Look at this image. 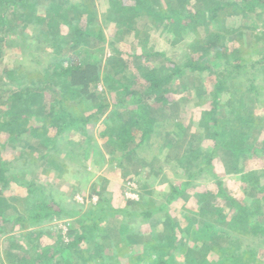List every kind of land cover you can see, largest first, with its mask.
<instances>
[{
  "label": "rangeland",
  "instance_id": "rangeland-1",
  "mask_svg": "<svg viewBox=\"0 0 264 264\" xmlns=\"http://www.w3.org/2000/svg\"><path fill=\"white\" fill-rule=\"evenodd\" d=\"M49 1L30 0L31 3L36 2L38 4H48ZM120 1L124 4L133 3L130 0ZM188 1L190 2L188 7L190 6L193 12L200 6L201 0ZM218 1L224 2L226 0ZM60 3L67 10L70 6H76L80 9L87 7L84 17L78 21V24L84 30L89 28L96 31L101 28L104 32V41L99 42L94 37L95 35H91L89 45H87L89 48L84 47V49L79 50L80 56L87 58V64H97L98 62L97 65L101 72L114 73L117 76L116 79L123 82L130 81L137 89H141L147 84L139 74L146 70L166 69L173 64L170 60L177 63L183 62L190 53L189 47L197 40L203 42L206 37L205 28L202 25L193 27L194 32L190 31L186 35L174 36L164 23L157 20L155 22L154 18L147 15H142L135 21L134 18L130 20L133 21L130 24L132 25L131 28L123 24L118 26L119 22H114L112 19L117 18L118 13L109 0H60ZM166 9L168 11V8ZM16 11L19 13L14 16ZM26 11V6L23 4L15 9L11 8L9 12L10 18H14L12 21L14 29H11L10 33L4 36V40H0V85L10 89L16 88L20 83L19 80L24 81L22 86H26V84L36 86L34 81L39 83L41 87L45 86L46 83L55 84L58 87L57 93L54 94L50 91V94L45 97L48 98V103L57 105V100H60L63 92L62 85L58 86L57 84V72H60L61 68L62 70L67 68L75 59L72 62L69 58L74 52L66 55L57 53L56 42L53 41L57 37H54L55 35L51 30L53 29L57 34L55 27H58L60 32L68 33L70 26L62 22L51 29L43 20L42 23L41 20H36V15L42 14L40 8L34 17L31 14V18L29 17L31 21L27 19L28 15L25 17ZM221 13V19L225 18L224 21L227 26L222 32L224 35L222 36V46L219 45L216 48L236 49L235 46L238 44L249 57V65H252L254 60L259 62L257 71L249 67L248 70L252 74L249 76L246 74L239 75L237 81L234 80V82H240L242 85L245 82L248 84V81L252 79L264 92V4L248 5L241 2L239 6ZM86 18H93V23L88 26ZM32 20H36L37 25ZM189 20H184V23L181 24L184 25ZM168 23L172 24L173 22L168 21ZM217 27L218 23L211 21L210 30ZM236 28L239 31L230 35V30ZM49 32L52 34L49 36L53 37L47 40L44 36H48ZM237 36L243 37L237 40ZM158 51L162 53L140 57L143 53L154 54ZM221 53L225 56L224 62L225 60L234 61L235 55L227 56L223 51ZM211 57L215 58L213 55ZM258 58L261 60L259 61ZM171 69L168 68V71ZM135 75L139 76L140 79L134 78L135 80L131 81L130 78ZM216 76V72H205L200 75L186 72L180 80L174 78L173 91L170 93L172 102L169 105L172 110H169L168 114L164 110L157 111L162 109L158 103L148 102L152 103L154 108L152 110L154 117L151 118L157 119L159 124L156 126V134L150 140L153 139L152 144L158 146V154L164 160V166L171 167L170 176L173 177V182L177 183L179 187L188 180L186 171L181 173L180 168L188 158L187 154L192 148L190 141L194 140L192 132L195 131V122L200 123L203 117H206L203 111L213 107V99L210 94L215 90ZM191 81H195V84H192ZM92 89L96 92L97 98H86L91 99V101L101 99L112 104V107L107 110L102 120L96 124L87 125V134L71 130L59 137L52 130L49 131L48 135L51 137L47 139L42 138L43 135L36 137L33 126H43L45 122L36 121V117L33 116L28 123L30 129L21 132L16 141H11L9 132L3 127L0 128V168L3 163L11 164L8 174L15 172L23 180V183H19L13 179L11 174L8 177L7 187L0 186V210L14 217L7 222L2 221L0 217V264H35L34 258L44 248L52 249L48 254H54L50 264H143L140 262L142 255L152 259L156 256L152 254L150 248V250L147 249L148 252H151L148 257L146 250H144L146 244L153 241L156 236L164 238L169 234L171 237L168 238L169 240L163 250L176 254L175 257L178 256V260L173 264H183L186 254L193 253L199 258L203 253H207L208 250L202 245L204 241L189 239L184 228L187 224L186 214L193 217L195 220L193 224L199 226H203L209 220L216 221L215 204L217 202L225 204V201L218 194L216 196L213 194L217 189L215 179L209 174L207 177L192 179L189 189V192L193 193L192 196L197 190H205L207 194L210 193L208 196L210 202L214 198L216 199L213 204L215 206H212V203L209 204L212 207L208 210L211 214L203 215L205 211L197 195L195 194L194 197L191 196L188 199L189 192L187 190L182 195L188 199L187 202L180 198L171 201L169 203L171 212L169 215L166 212L157 211L148 219L141 214L135 217L133 212L137 209V204H141L143 201L157 205L167 202V193L171 190L170 185L172 183L169 185L148 184L149 177H146V170L143 167L147 168L149 165L142 163L148 162L157 155V152L142 149L139 151L140 153H127L125 151L127 154L122 152L117 155L110 154V150L112 151L114 148L111 147L107 138L100 136V128H102V124H105L106 120L104 119L110 116V110L116 106V101L120 100L121 96L114 89H108L103 80H100ZM232 89L236 88L233 86ZM225 94V96L221 94L220 99L229 96L228 93ZM204 95L207 96L206 101L201 103ZM2 101L4 99L0 100V112L6 109V106L1 105ZM65 101L69 106L74 103V101L71 103L70 100ZM242 102L246 106V110L254 109L258 118L253 121L252 127L246 129V139H242V146H246L253 138L254 148L250 151L251 153L246 155L247 159L241 157L240 163L247 161L248 165L252 164V170L261 169L264 165V151H262L264 148V95H260L258 102L253 97L243 99ZM49 109L48 111H50ZM227 110L228 106L224 105L218 111L219 120L225 118V115L228 117ZM192 115H195L196 118ZM178 116L182 120L174 121ZM196 119H200V121H196ZM0 121L3 123L4 119L2 118ZM227 123L224 125L223 122L221 125H224V129L230 130ZM205 137L206 133H203V139ZM203 139H199V141ZM228 139L225 134L219 138L220 142L223 141L224 143L229 142ZM87 141L90 143L88 144ZM204 141L205 145L208 144L209 146L210 140ZM199 143H201L200 146L203 150L204 147H207L202 144L203 142ZM219 149L220 147L216 151ZM99 151L103 152L104 162L102 169L97 172L94 170L90 159L92 156H97ZM159 157H156L157 160ZM251 160H253L252 163ZM100 162L99 159L96 164L101 165ZM195 170L197 169L193 168L192 171ZM155 173L160 172L155 171ZM261 182L264 183V178L261 179ZM202 184L205 185L202 187ZM257 185L259 186V184ZM133 186L134 188H132ZM226 187L231 190L228 186ZM255 187L256 185H253L251 189L250 187L244 189L245 187L242 188V182H240L236 188L239 191L236 193L237 195H233L232 192L229 193L238 198V203L245 202L251 208L250 223H258L263 227L264 194L259 197V190ZM129 193L135 194L134 199L137 202L131 201L132 198L128 197ZM257 198H260V204L256 202ZM203 204L207 205L206 202ZM34 205L41 206L42 210H49L52 213L51 216L40 220L38 223L27 222L28 210ZM16 216H23L24 219L18 221ZM168 219L180 224L182 230L178 227L177 231L174 230L169 233ZM230 224L232 222L229 219H224L218 224L225 229V232L224 234H216L212 243L214 249L208 254L211 259H217V254L214 252L216 249L226 247L229 238L227 229ZM243 224L241 221L237 228L244 230ZM92 227L96 229L93 240L90 239L89 235L84 237L77 247L70 245L76 239L75 234L92 229ZM129 235H135L136 239L131 242L128 241ZM198 235L195 234V236ZM237 236L241 237L240 239L247 248L261 247L260 253L264 260V239L239 234ZM174 241L177 244V249L171 251L170 243ZM155 242L156 240L152 243ZM200 245L203 246L202 254L195 252V250H200L197 248ZM58 248H63V252L67 254L68 258L63 257L60 253L61 249L57 250ZM166 257L168 258V256Z\"/></svg>",
  "mask_w": 264,
  "mask_h": 264
},
{
  "label": "trees",
  "instance_id": "trees-1",
  "mask_svg": "<svg viewBox=\"0 0 264 264\" xmlns=\"http://www.w3.org/2000/svg\"><path fill=\"white\" fill-rule=\"evenodd\" d=\"M109 1L118 13L117 18H112L114 22H119L118 26L123 24L127 25L128 28H131L132 25L130 24H132L133 21L130 20H133L134 18L135 21V19L140 16L147 15L154 18L155 22L157 20L158 22L164 23L174 36L186 35L190 31L194 32L195 27L202 25L205 28L204 34L206 37L203 42L197 40V42L189 47L190 53L186 56L183 62L179 61L180 63H177L170 60V62L173 63L172 66L168 67L172 68L170 71H168V68L155 69L156 71L146 70L139 74L141 79L147 84L141 89H137L134 87L133 83H130V81L123 82L116 79L117 76L114 73L101 72L97 65L98 62L97 64H87V58L85 59L80 56V49H84V47L89 48L87 45H89V39L92 37L91 35H95L94 37L99 42L105 40L104 32L101 28H98L96 31L89 28L84 30V28L78 24V21L84 17L87 7L80 9L76 6H70L67 10V8L60 3V0H50L48 4H38L36 2H33V4L30 0H0L1 41L4 40V36H7L10 33L11 29H14V26H12L14 18L12 19L9 16L11 8L15 9L24 4L27 9L25 17L28 15L27 19L30 21L31 14L34 17V14L36 15L40 8L42 14L39 16L36 15L37 21L41 20L40 22L42 23L43 20L51 29L62 22L67 23V25L70 26V31L68 33L60 32L61 30H59L58 27H55L57 34L53 29H48L54 33V37H57L53 40L56 42L55 47L57 53H64L66 55L67 53L74 52L69 58L72 62L75 59V61L67 68H64L63 70L61 68V71L57 72V84L58 86L62 85L61 88L63 91L62 97H59L60 100H57V105L51 104L50 102L48 103L49 100L47 101L48 98L46 99L47 95L50 94V91L54 94L57 93L58 87L55 84L46 83L45 86L41 87L39 86V83L34 81L35 84H37L36 86L29 84L22 86L24 81L19 80L20 83H18V87L16 88L10 89L0 85V100L4 99L1 105L6 106V109L1 110L0 112V119H4L3 123L0 121V123H2L0 124V128L2 129L3 127L9 132V138L11 141H16L17 136H19L21 132H26L30 129L28 123L33 116L36 117V121L45 122L43 126H33V132L36 137L43 135L42 138L45 137L44 139H47L48 137H51L48 135L49 131L52 130H54L59 137L71 130L80 131L81 134H87V125L91 123L96 124L99 120H102L106 115L107 110L112 107V104L102 101L101 99L99 101H91V99L97 98V94L92 87L96 86L100 80H103L108 89H114L117 94H120L121 99L117 100L115 104L116 106L110 110V116L104 119L106 122L105 124H102L103 126L100 128V136L102 138H107L111 147L114 148V150L111 151L112 154H116L117 152L124 153V151L132 153L135 152L133 150L134 146H148L150 139L156 134V126L159 125L157 119L151 118L154 117L152 113L154 108L152 103L150 104L148 102L153 101L158 103L162 109L157 111L161 112L164 110L165 112V109L169 107L171 104L170 102H172L170 99V93L173 91L172 83L174 78L180 80L186 72H191L194 75H200L205 72H216L217 84L215 85V90L210 94L213 99V107L209 110L203 111L206 117H203L198 125L200 131L206 133L205 139L212 141V148H207L208 144H206V150H203L200 146L201 143H199L202 142L199 141V139L202 138L200 137V133L196 135L197 137L192 135L194 138V140L190 141L192 148H190L189 154H187L188 158L183 164V167L188 170L189 179L186 180V182H183L181 187L171 185V193L168 196L167 202L157 205L155 203L150 204V202L143 201L142 204H137V209L133 212L135 217H138L141 214L146 219L150 218L153 213L157 211L166 212L167 215H169L171 213L169 203L177 198L183 197L182 195L186 192L188 187H191V180L202 174L204 171H212L211 167L213 159L215 155H217V148L224 147L225 149L232 150L233 152L231 154L234 159L239 161L241 157L247 159L246 155L251 153L250 151L254 148L255 144L253 138H251L252 140L248 143L249 145L246 146H242V139H246V129L252 127L253 121L258 117H256L254 109L250 111L246 110V106L242 100L253 97L254 100L256 99V102H258L260 95H264V92H262L260 87H258V84H256V82L254 83L252 79L248 81V84L245 82V84L243 83L242 85L240 82H234V80L237 81L239 75H251L252 73L248 70L249 67L257 71V65L259 62L254 60L252 65H249V57L243 52L241 45L237 44V46H235L236 49L230 50L225 47H216L219 45L222 46V36H224L222 32L225 30V26H227L224 21L225 18L223 20L221 19V12L237 7L241 2L247 3L248 5L256 3L262 5L264 4V0H226L224 2L218 0H201L200 6H198L196 10H193V12L190 6L188 7L190 4L188 0H130L133 1V3L129 4H124L120 0ZM166 8H168V11H166ZM17 13L19 12L16 11L14 16ZM70 15L71 18H69ZM36 20H32L35 25H37V22H35ZM184 20H189V22L182 25L181 23H184ZM86 21L89 26L94 20L93 18H86ZM168 21H172L173 23L169 24ZM211 21L218 23V27L214 28V30H210L209 28ZM43 30L42 32L47 35ZM238 31V28H236L235 30H230L229 34L231 35ZM49 35L52 34L49 32L48 36L44 37L47 40H50L53 36ZM40 36L42 35L40 34ZM242 37L243 36H237L236 39L240 40ZM222 51L225 52L224 54L227 56L235 55L234 61L225 60L224 62L225 56L222 55ZM161 53L162 52H159L158 54ZM194 53H196V55H193ZM143 54L140 57L152 56L156 53L153 54L149 52L148 54ZM212 55L215 57L214 59L211 57ZM260 58H258L259 61L261 60ZM115 68L117 69V67ZM11 76H13V74H11ZM139 76H132L130 80L133 81L136 78L140 79ZM191 82L192 84H195V81ZM233 86L236 89L233 90ZM225 93H228L229 96L220 99L221 94L225 96ZM86 97H90L91 99ZM203 98L204 99L201 100V103L206 101L207 96L204 95ZM65 100H70L71 103L74 101V103L69 106ZM197 104L199 105V102H197ZM224 105L228 106V117L225 115V118L219 120V115H217V113ZM48 108H50V111H48ZM223 122L224 125L229 122L227 123V126L230 130L223 128L224 125H221ZM224 134L229 138L228 141L230 143H224L223 141L220 142L219 138ZM87 143L89 144L90 141H87ZM262 151H264V148H262ZM200 164L204 167L196 173L192 171L193 168L195 169ZM10 167L11 164L9 163H3L1 166L0 186L3 185V187H7L6 184L8 182V177L11 174L15 181L23 183V180H21L19 175L15 172L8 174ZM242 171H244V169L240 172ZM261 176L264 177V168L255 169L246 173L244 178L248 179V184L244 189H247L248 187L251 189L253 185H256L255 189L259 190V197L262 196L264 194V183L261 182ZM256 183L259 184V186ZM216 185L218 188L217 193L221 199H224L225 204H219L217 202L215 206L213 205L214 200L212 202L209 201L210 199L208 198L207 193H197V198L206 212H204L203 215L211 214L208 211L212 208L209 206L210 203H212V206L216 207V221L212 222L209 220L206 221L203 226H199L198 224H193L195 221L193 217L186 214L187 224L184 228V232L189 239L193 241H204L202 245L206 247L208 252L203 253L199 258L198 256L193 255V253L186 254L183 264H264V260L260 253L262 248L259 246L247 248L240 239L241 237L237 236V234H239L264 239V224L262 225L263 227H261L258 223H250L249 218L251 216L250 212L252 211L250 210L251 208L248 207V204L245 202L238 203V198L229 193L231 190L227 189L222 180H217ZM204 202H206L207 205H204ZM256 202L260 204V198H257ZM41 208L42 207L39 205H34L30 208L28 210L29 214L27 215V222L31 221L33 223H38L40 220L51 216L52 213L49 212V210H42ZM226 208L227 210H225ZM23 211L25 212V210ZM213 213L212 210V214ZM0 217L4 222L10 221L14 218L1 210ZM16 218L18 221L24 219L23 216H16ZM224 219H229L232 222L227 229V231H229L228 243L226 247H223L222 249L218 248L214 251L217 254V259H211L208 254L214 249L212 243L214 238H216V234H224L225 232L224 228L218 226V224L221 221H224ZM168 220L169 233H172L174 230L177 231L178 227L182 230L180 224H176L172 219ZM241 221L244 223V230L237 228V225L240 224ZM258 227L260 228L257 229ZM95 230L96 229L92 227V229L75 234L74 236L76 239H74L70 245L77 247L79 242L89 235L90 239L93 240L95 238ZM195 234L199 235L195 236ZM135 237V235H129L128 241H133L136 239ZM169 237H171L170 234L166 237L164 236V238L156 236L153 241L148 242L146 248H144L146 254L149 257L151 252H148L147 249L150 250L151 248L152 254H155L156 256L152 259L145 258L142 255L140 262L143 264H173V262H176L178 260V256L175 257L176 254L171 253L169 250V252L163 250V248L166 247L165 244L168 242ZM175 238L177 237L175 236ZM155 240L156 242L152 243ZM261 241L263 242V240ZM170 245L171 251H173L172 249H177L175 241L170 243ZM203 246H197L200 250H195V252L202 254L201 249ZM60 249L61 248H58L57 250ZM43 250L34 258L35 264H50V261L53 260L54 254H48L52 249L44 248ZM60 253H62L63 257L68 258L67 254H64L63 248L60 250ZM166 256H168V258Z\"/></svg>",
  "mask_w": 264,
  "mask_h": 264
},
{
  "label": "crops",
  "instance_id": "crops-1",
  "mask_svg": "<svg viewBox=\"0 0 264 264\" xmlns=\"http://www.w3.org/2000/svg\"><path fill=\"white\" fill-rule=\"evenodd\" d=\"M159 52L160 51H158L156 54H158ZM169 110H172V108L171 107L170 108L168 107L167 109H165V113L168 114L169 113ZM181 117H182V115H181ZM192 117H195L196 118L195 115H192ZM256 117H258V116H256ZM200 119H196V121H200ZM181 120L182 119L178 116V118L176 120H174V121L177 122V121H181ZM198 125H199V123L195 122V128H194L195 131L192 132L193 133V136L194 135L196 136L198 133H200L201 136L200 135L199 136L202 137L200 139H203V133H205V132L200 131V128H199ZM204 140H206V139L204 138L202 140V142H203L202 144L203 145H205V141ZM153 142H154V140L152 139L148 143V146H142L141 148L134 146V149H133L135 151V153H140L139 151L142 150V149H144V150L147 149V150H150L152 152H157V155H155L148 162L145 163V161L144 162L142 161L143 162L142 164L147 165V166L148 165L150 166V167L148 166L147 168H144L143 167V169L146 170V177H149L148 178L149 179L148 184H155V183H157L158 185H163V184L169 185L170 183H172L171 185L178 186L177 183H174L173 182V177L170 176V168L171 167L164 166L165 165L164 160L162 159V157H159L160 155L158 154V152H159L158 151V146H156V144H152ZM207 148H210V149L212 148V141L211 140H210V144H209V146ZM204 149L206 150V147H204ZM232 152H233L232 150L225 149L224 147H220L219 151H217V155H215V157L213 159V163H212V167H211L212 171L211 172L210 171H204L202 174L196 176L193 179L207 177L208 174H209V175L212 176V178L215 179V181H214L215 182V185L217 184V180H222L224 182V185L225 186H228L231 189V192L233 193V195H237L236 193L239 192V191L236 190L237 185H239L240 182H242V188H243V187H245L248 184V179L244 178V176H245L246 173H248L250 171H253L252 170L253 167H252V164H249L248 165L247 164V161L240 163L239 160L234 159L233 155L231 154ZM111 153L112 152L110 150V154ZM118 153H120V152H117L115 155H117ZM124 153H126V152L124 151ZM132 153H134V152H132ZM156 157H159L158 160H157ZM99 159L101 160V162H100L101 165H97L96 164ZM90 160L92 162V165L94 167V170L97 171V172H99L100 169H102V167H103V162H104L103 152L101 153V151H99L98 152V155L95 156V157L92 156V159H90ZM252 161L253 160H251V163H252ZM244 163H245V165H244ZM239 164H241V165L239 166ZM174 167L176 168V166H174ZM202 167H204V166L202 164H200L199 166L196 167L197 170H195L194 172L195 173L198 172V170H200ZM106 168L108 169V166H106ZM262 168H264V165L262 166ZM180 169H178V170H180L181 173H183V171H186L185 173L187 175V178L189 179V177H188V170L186 168H184L183 166H181ZM242 169H244V171L240 172ZM103 170H104V168H103ZM155 171H158L160 173H155ZM220 171H221V173H220ZM189 173H190V171H189ZM262 178H264V177H262ZM171 185H170V188H171ZM204 185L205 184H202V187ZM216 187H217V185H216ZM132 188H134V186ZM189 189H190V187H188V189H187L188 192H189ZM234 189H235L236 192L234 191ZM217 190H218V188L214 191L215 193L213 192V194L215 196L218 194L217 193ZM152 191H154V190H152ZM199 192L200 193H207V192H205V190H197L195 194L197 195V193H199ZM170 193H171V190H169V192L167 193L168 196L170 195ZM192 194H193L192 192L191 193L189 192V198L188 199H190V197L192 196ZM195 194H194V196H195ZM134 195H135L134 193H129L128 194V197H131L132 198L131 201L137 202V200L134 199L135 198ZM209 195H210V193L208 192V196ZM168 196H167V199H168ZM194 196H192V197H194ZM143 197H142V199H143ZM139 198H140V196H139ZM180 199H184L186 202L188 200V199H186V197H181ZM213 200H214V202L216 201L215 198ZM142 203L143 202H141V204ZM138 205H140V204H138ZM129 229L131 231V227Z\"/></svg>",
  "mask_w": 264,
  "mask_h": 264
}]
</instances>
